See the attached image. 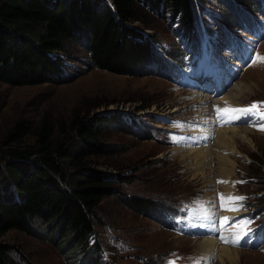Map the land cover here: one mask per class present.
<instances>
[{"label": "rangeland", "instance_id": "1", "mask_svg": "<svg viewBox=\"0 0 264 264\" xmlns=\"http://www.w3.org/2000/svg\"><path fill=\"white\" fill-rule=\"evenodd\" d=\"M112 1L99 0L96 6L101 8ZM205 1L202 15L207 31L202 48L209 58L197 54L192 68H184L188 77L181 83L174 84L160 74L167 70L157 65H150V72L142 76L90 66L86 46L78 43L68 48L73 56L65 67V74L72 75L68 78L24 86L0 80L3 146L14 137L11 131L23 119L35 126L47 115L55 121L56 133L61 137L58 119H68L75 112L90 118L123 114L125 120L120 125L113 123L105 130L107 141L116 144L118 151L108 158L95 159V166L109 169L110 162L131 166L123 170L131 180L123 182L124 197L105 198L98 211L105 217L97 223L101 251L92 253L90 261L79 246L67 248L58 246L59 238L56 243L49 240L45 225L37 221L36 234L11 230L2 239L14 245L17 264H264V242L256 243L251 236L246 239L252 222L247 235H243L245 229L241 227L247 221L244 214L264 210V131L258 130L264 123L242 118L229 123L226 120H231V113L218 116L216 112L217 108L253 103H258L259 111L264 112V61L257 59L264 57V0H252L251 7L245 4L247 0H235L237 6L234 0ZM256 2L260 9L253 10ZM165 19L156 28L164 49L171 55L191 54L176 32L177 22L169 15ZM251 53L254 63L249 61ZM217 59L224 72L219 90L209 86L214 75L208 71ZM251 83L259 87L249 89ZM237 86L247 92L245 97L232 100L241 105L222 101L226 95L234 94ZM132 115L146 126L131 124L127 116ZM232 128H247L252 133L246 136L243 131L237 132L233 145L224 148L217 141L219 132ZM9 134L13 136L7 138ZM24 143H35L32 131ZM129 195L178 210V218L186 223L182 226L185 231L164 226L161 220L166 216L160 211L140 213L131 209L125 204ZM221 196L245 199L237 202L242 205L239 211H226L225 207L231 205L225 200L222 207ZM209 217L215 219L209 221L214 234L200 231ZM236 235L242 236L238 245L220 239ZM207 238L221 247L241 250L238 262L225 263L218 253L207 252L201 246Z\"/></svg>", "mask_w": 264, "mask_h": 264}, {"label": "trees", "instance_id": "2", "mask_svg": "<svg viewBox=\"0 0 264 264\" xmlns=\"http://www.w3.org/2000/svg\"><path fill=\"white\" fill-rule=\"evenodd\" d=\"M98 2L0 0V80L24 86L68 78L72 75L65 74V67L73 58L68 48L78 43L86 46L90 66L142 76L150 72V65H157L167 70L160 74L180 83L185 77L182 67L191 59L168 53L156 28L169 15L179 26L176 32L191 38V46L201 48L203 24L207 25L202 11L207 1L113 0L101 8L96 6ZM253 3L247 0L245 4L251 7ZM257 3L253 10L260 9ZM1 109L0 101V114ZM124 118L123 114L90 118L75 112L68 119H58L61 137L47 115L35 126L23 119L11 131L14 137L8 146L1 141L0 264H17L14 245L3 237L11 230L36 234L37 221L45 225L49 240L56 243L59 238L58 246L67 248L79 246L88 261L92 253L101 251L97 223L103 222L104 215L99 216L98 211L105 198L124 197L123 182L131 180L123 170L131 166L110 162L109 169H102L95 166V159L118 151L116 144L107 141L105 130L113 123L120 125ZM127 118L131 124L146 126L137 116ZM31 131L35 143L26 145L24 140ZM125 204L140 213L160 211L165 219L177 211L137 195H129ZM247 215L252 222L250 232L264 240V223L259 222H264V210Z\"/></svg>", "mask_w": 264, "mask_h": 264}, {"label": "bare ground", "instance_id": "3", "mask_svg": "<svg viewBox=\"0 0 264 264\" xmlns=\"http://www.w3.org/2000/svg\"><path fill=\"white\" fill-rule=\"evenodd\" d=\"M208 66H210V65H208ZM210 70L214 72V81L213 80L209 81V86L210 87H214L217 90H219L221 88L222 76L224 74L223 69H221V67H219L217 65V63H215V65ZM250 85H251V87H249V89H255L257 86L259 87L258 83H251ZM246 93H247L246 92V88L244 90H241L240 86H237V91L234 92V94L226 95L225 97L222 98V101H226V102H228L230 104H235L234 102H232V100H235V99H238V98L239 99L243 98V97H245ZM235 105H241V104H235ZM241 131H243V133L246 136H248V135H250V133H252L251 130L247 129V128H242V130L236 129V128H232L230 130H221L219 132V136L217 138V141L224 148L226 147L227 144H230V146H231V145H233V142L236 141L234 138L238 137L237 136L238 135L237 132H241ZM227 132H229V133H227ZM216 137H217V133H216ZM201 246L204 247L207 250V252H209V253H211V252L218 253L219 254V259L221 258L222 262H225V263L226 262H228V263L236 262L238 260V258L242 254V251L239 250V249H232V248L227 247V246H222L221 247L220 244H218L214 239H208L207 238V240H203V242H201ZM219 262H220V260H219Z\"/></svg>", "mask_w": 264, "mask_h": 264}, {"label": "snow or ice", "instance_id": "4", "mask_svg": "<svg viewBox=\"0 0 264 264\" xmlns=\"http://www.w3.org/2000/svg\"><path fill=\"white\" fill-rule=\"evenodd\" d=\"M257 59L264 61V57H257ZM254 62H255V60H253V63ZM259 107H260V105L258 103H253L250 107H247V108H224V109L217 108L216 112H217L218 116L231 113L232 114L231 120H226V122H229V123L234 121V120H239V119L244 118V117L249 116V115H255L260 119H264V112H260ZM258 130L264 131V124H261L259 126ZM218 182H221V181H218ZM238 183H243V181H239ZM244 199L245 198L242 196H236V197L221 196L220 197L222 207H225V205H224L225 200L228 202L229 205H231L230 207H225L226 211H239V208L242 207V205H239L237 202L242 201ZM249 223H250L249 221H243L242 222L241 227L243 229H245V231L243 232V235H247L246 229H247ZM241 238H242L241 235H236L232 239H229V238L223 237V236L220 237L222 242H224L226 244H232V245H238ZM172 264H174V262H172Z\"/></svg>", "mask_w": 264, "mask_h": 264}]
</instances>
